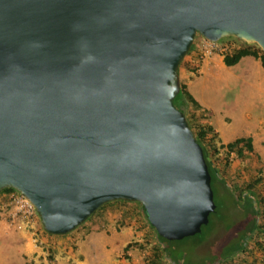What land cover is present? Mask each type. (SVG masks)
<instances>
[{
  "label": "water",
  "instance_id": "obj_1",
  "mask_svg": "<svg viewBox=\"0 0 264 264\" xmlns=\"http://www.w3.org/2000/svg\"><path fill=\"white\" fill-rule=\"evenodd\" d=\"M195 33L264 50V0H0V189L49 233L113 199L166 239L200 231L210 175L173 104Z\"/></svg>",
  "mask_w": 264,
  "mask_h": 264
},
{
  "label": "rangeland",
  "instance_id": "obj_2",
  "mask_svg": "<svg viewBox=\"0 0 264 264\" xmlns=\"http://www.w3.org/2000/svg\"><path fill=\"white\" fill-rule=\"evenodd\" d=\"M200 37L203 36L194 34L190 50L181 58L183 64L187 60L197 63V73L186 69L187 76L183 78L188 92L205 108L206 118L197 121L207 122L210 118L212 124L207 123L216 129V145L236 136H251L253 143L251 152H245L243 157L231 153L228 167L219 168L221 181L213 182L216 209L202 227V238L188 236L160 243L138 202L115 199L94 210L69 231L49 233L43 229L35 209L30 215H23L16 203L2 193L0 264H196L202 261L264 264V236L254 231L247 238L246 252L237 250L222 262L214 258L224 254L232 240L250 231V206L245 204L246 198L237 199L235 195L245 181L264 173V68L249 56L226 65L215 60L220 54L194 55L195 43ZM241 41L227 35L216 40L219 45L226 46L227 51L240 46ZM218 151V155L223 154L221 148ZM231 173L235 177L231 178ZM247 194L259 212L263 204L258 197L264 194V179L255 183ZM255 240L261 246L255 245ZM126 243L129 246L124 251ZM161 245L174 260L161 249L157 251L158 258L153 256L155 247ZM250 245L257 247L258 252Z\"/></svg>",
  "mask_w": 264,
  "mask_h": 264
},
{
  "label": "trees",
  "instance_id": "obj_3",
  "mask_svg": "<svg viewBox=\"0 0 264 264\" xmlns=\"http://www.w3.org/2000/svg\"><path fill=\"white\" fill-rule=\"evenodd\" d=\"M227 36L234 37L232 35H227ZM241 42L242 43H240L241 44L240 46L232 48L229 51H226L222 54V62L226 65H231V64L236 63L241 56L252 55L255 58L259 59L261 66L264 68V50L260 49L254 43L250 44V43H245L244 41H241ZM190 48H191V44L189 46L188 51L190 50ZM181 63H182V59L178 62V65H177L178 76H179V68L182 67V65H180ZM186 69L191 71V73L196 74L197 73L196 71L197 63H192V64L188 63V65L186 66ZM173 104L184 112L185 117L188 121V124L192 129L194 137L202 149L203 157H204V160L207 166L208 173L210 175V187L212 189V197H213V182H215L216 180L221 181V177L219 174V168L221 167L223 169H226L228 167L230 163L231 153H233L234 156L243 157L245 152H251L253 150V143H252L251 136H236L232 138L231 140H228L220 145H216V136H217L216 131H214L213 126L211 124L204 122V121H197L198 118L199 119L206 118L205 111H203V108L200 107V104L188 92L186 84L180 80V77H179V92L173 98ZM188 106H190V109H188ZM217 146H219L222 149L223 151L222 155H218L219 153L218 150L220 148H218ZM230 177L231 178L235 177L234 173H231ZM261 179H264V173L263 174L258 173L256 176L245 181L241 186L237 188L235 198L237 199H239L238 197L246 198L245 204L247 205L249 204L250 206V210H249L250 214H249V219H248L249 220L248 226H249L250 231L248 233H244V234L242 233L238 236V238L232 240L231 243L227 245V249H225L224 254L221 255L220 253L219 255H215L214 258L217 261L221 260L222 262L224 260L229 259L232 253L237 250L246 252L245 245L248 244L247 238L250 236L249 234L251 232L253 231L261 232V234L264 236V194L258 197L261 204H263V207L260 209L259 212H257V210L255 209L253 205V202L251 201V199H249V195L247 194V191L251 190L254 184L259 182ZM13 190L15 189L10 186H5L0 189V194L3 193L4 195H6L9 191H13ZM115 200L128 201V200H123V199H115ZM109 202L110 201H106L102 203L101 205H99L98 209L105 206ZM139 205L141 207L142 212L144 213L141 203H139ZM215 209H216V205L214 206V210L208 213V218H209L210 213L214 212ZM247 211L248 210L246 208V212ZM147 223L149 226L153 228V226L150 225L148 221ZM204 224L200 225V231L192 235L183 236L182 238H186L188 236H193V238L197 237L198 239L202 238L203 236L202 227L204 226ZM153 230H154V234L158 242L165 243V242H169L172 240V239H166L162 237L161 235L157 234L154 228ZM254 243L255 245L261 246L260 242L257 240H255ZM128 246L129 244L126 243L123 246V250L126 251ZM155 248L156 250L153 252V256H155V258L159 257V254L157 252L158 249H161L160 251H163V253L166 252L165 246L163 245L159 246V248L158 247H155ZM250 248H252L253 251L258 252L257 247H255L254 245H250ZM167 255H168V258L173 259L172 258L173 255L172 256H170L169 254ZM208 263H211V261H208V262L202 261L196 264H208ZM179 264H182V263H179Z\"/></svg>",
  "mask_w": 264,
  "mask_h": 264
},
{
  "label": "built area",
  "instance_id": "obj_4",
  "mask_svg": "<svg viewBox=\"0 0 264 264\" xmlns=\"http://www.w3.org/2000/svg\"><path fill=\"white\" fill-rule=\"evenodd\" d=\"M227 50L228 49L226 46L219 45L216 40H210L205 37H200V39L195 43L194 55L203 56L209 55L212 52L222 55ZM7 196H9V198L16 203L19 211L23 215H30L32 213L34 207L30 200L23 193L17 190H13L9 191L7 193Z\"/></svg>",
  "mask_w": 264,
  "mask_h": 264
},
{
  "label": "crops",
  "instance_id": "obj_5",
  "mask_svg": "<svg viewBox=\"0 0 264 264\" xmlns=\"http://www.w3.org/2000/svg\"><path fill=\"white\" fill-rule=\"evenodd\" d=\"M244 56H249V58H251L252 59V61L253 60H255L256 62H258L259 64H260V61H259V59H257V58H255L254 56H252V55H244ZM244 56H241V57H244ZM240 57V58H241ZM215 58V60H219L218 62L220 63L221 61H222V55H219V56H217V57H214ZM239 58V59H240ZM238 59V60H239ZM190 63L188 60L186 61V63L184 64V65H182V67H180V69L182 68V72H183V77H182V75H181V81H183L185 84H187L186 83V81L183 79L184 77H186L187 75L185 74V71H186V66L188 65V63ZM209 64V63H208ZM261 65V64H260ZM185 66V67H184ZM179 69V70H180ZM179 75H180V72H179ZM201 108H203L202 106H201ZM203 109H205V108H203ZM207 122H209V123H211L212 124V122L210 121V118L207 120ZM213 126V125H212ZM214 127V126H213ZM215 129V128H214ZM216 130V129H215Z\"/></svg>",
  "mask_w": 264,
  "mask_h": 264
},
{
  "label": "flooded vegetation",
  "instance_id": "obj_6",
  "mask_svg": "<svg viewBox=\"0 0 264 264\" xmlns=\"http://www.w3.org/2000/svg\"><path fill=\"white\" fill-rule=\"evenodd\" d=\"M241 203H242V202H241ZM241 203H240V204H241ZM246 221H247V220H246ZM246 221H245V222H246Z\"/></svg>",
  "mask_w": 264,
  "mask_h": 264
}]
</instances>
